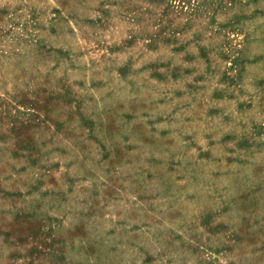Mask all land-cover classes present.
<instances>
[{"label":"rangeland","instance_id":"obj_1","mask_svg":"<svg viewBox=\"0 0 264 264\" xmlns=\"http://www.w3.org/2000/svg\"><path fill=\"white\" fill-rule=\"evenodd\" d=\"M0 264H264V0H0Z\"/></svg>","mask_w":264,"mask_h":264}]
</instances>
